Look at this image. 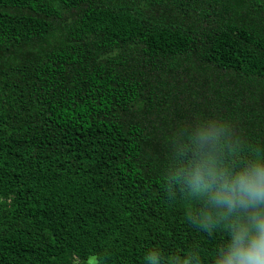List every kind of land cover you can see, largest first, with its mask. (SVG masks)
<instances>
[{"label": "trees", "instance_id": "1", "mask_svg": "<svg viewBox=\"0 0 264 264\" xmlns=\"http://www.w3.org/2000/svg\"><path fill=\"white\" fill-rule=\"evenodd\" d=\"M205 154L264 155V0H0V264H217Z\"/></svg>", "mask_w": 264, "mask_h": 264}, {"label": "clouds", "instance_id": "2", "mask_svg": "<svg viewBox=\"0 0 264 264\" xmlns=\"http://www.w3.org/2000/svg\"><path fill=\"white\" fill-rule=\"evenodd\" d=\"M192 163L188 170L191 191L223 209L222 218L233 214L231 240L217 264H264V155L234 173L217 167L210 154ZM211 220L209 212L201 213V222ZM147 259L159 264L155 253Z\"/></svg>", "mask_w": 264, "mask_h": 264}, {"label": "rangeland", "instance_id": "3", "mask_svg": "<svg viewBox=\"0 0 264 264\" xmlns=\"http://www.w3.org/2000/svg\"><path fill=\"white\" fill-rule=\"evenodd\" d=\"M94 261H95V259H94V258H92V259H91V262H94Z\"/></svg>", "mask_w": 264, "mask_h": 264}]
</instances>
